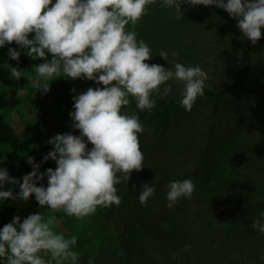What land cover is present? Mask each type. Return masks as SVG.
I'll list each match as a JSON object with an SVG mask.
<instances>
[{
	"label": "clouds",
	"instance_id": "1",
	"mask_svg": "<svg viewBox=\"0 0 264 264\" xmlns=\"http://www.w3.org/2000/svg\"><path fill=\"white\" fill-rule=\"evenodd\" d=\"M153 3L155 0H0V47L15 43L30 58L44 60L33 69L40 91L49 92L50 82L61 75L103 85L73 97L74 111L69 115L72 128L80 135L58 133L48 141L53 150L43 160L55 161V170L41 173L40 165L29 157L32 171L21 183L0 167V189L7 183L20 187L17 195L12 190H0V200L28 201L34 194L41 208L63 211L77 220L94 214L98 207L121 203L116 186L129 182L134 171L144 168L139 134L145 129L137 114L122 112L130 105V97L140 111H151L156 106L153 94L161 95V87L167 85L162 93L167 96L172 91L169 81L183 82L179 104L190 112L198 97L204 95L209 79L199 65L175 62L166 68L146 63L152 59V49L137 39L135 28ZM182 4L223 9L238 20L243 37L253 45L262 38L264 0H163L161 6L174 8L176 18L181 19ZM33 33L34 38L29 39ZM20 56V51L9 49L11 60L18 61ZM159 56L167 61L168 53L161 50ZM2 67L16 79L24 75L17 67ZM45 175L47 188L38 187ZM153 184L142 185V205L154 196ZM167 187L166 206L172 208L181 198L191 199L196 185L184 179ZM260 216L264 217V212ZM54 225V216L40 212L23 221L13 217L0 231V258L6 259V264H79L80 254L73 250L77 236L66 238L54 230ZM251 227L264 234L261 220H254Z\"/></svg>",
	"mask_w": 264,
	"mask_h": 264
},
{
	"label": "trees",
	"instance_id": "2",
	"mask_svg": "<svg viewBox=\"0 0 264 264\" xmlns=\"http://www.w3.org/2000/svg\"><path fill=\"white\" fill-rule=\"evenodd\" d=\"M162 2L163 0H155V3L149 6L147 15L135 28L138 33L137 39H143L152 49V59L146 63L172 68L175 62H179L185 66L199 65L203 71L209 70L207 65H210L214 70L210 79L206 81L204 95L198 97L190 112L179 104L184 85L183 82L178 81L168 82L172 85V91L167 96H162L163 87L167 85L161 87V95L153 94L152 98L156 101V106L151 111H140L135 99L131 97L130 105L122 109L129 110L130 114H137L145 129L139 134V143L144 155V168L139 172L134 171L129 182L116 186L117 194L121 197L116 222L127 227L129 238L134 242L141 241L144 250L156 249L158 253L165 255L167 261H170L172 257L176 258L178 250L175 248L168 252L165 247L167 243L177 245L179 237L183 239L187 236L189 227L199 226L201 222L200 230H206L208 227L211 228L210 215L221 219L224 218V213H227L229 215L226 219L224 221L221 219L222 222L216 224L225 222L224 224L227 223L225 233L234 232L236 236L234 248L241 253L242 257H247L248 262L245 264H264L262 259L264 234L251 227L254 220L264 222V217L260 216V213L264 212V175H257V171L248 174L243 166V163L249 159L247 155H244L246 150L254 154L251 146L255 150L264 147V123L261 124L258 113L250 112L251 105L259 104L256 99L258 96L263 94L260 101H264V55L252 59L248 55L241 57L236 54L238 52L236 47L240 48L243 54H249L252 49L264 47V30H262V38L253 45L251 41L243 37L241 31H235L231 22L237 19H233L229 13L225 15L223 9L219 8L220 11H218L215 6L189 7L187 4H182L183 17L177 19L175 9L162 7ZM215 12L220 14L218 34L221 38L218 36L219 39H217L219 42L224 39L231 42V52L226 51L218 58L213 55L209 57L210 59H206L204 56L199 57L198 46L200 42L204 44L209 39L197 36L199 32L211 27ZM128 27L130 28L131 25ZM226 31H229L227 37L224 34ZM32 38L29 36V39ZM10 48L21 52L18 61L10 59ZM161 50L168 53L167 61L159 56ZM172 53L176 55L173 56ZM4 64L28 68L29 58L26 51L21 50L15 43L0 47V167L6 168L11 178L22 183L23 176L32 171V166L27 162L29 157L34 158L35 163L40 165L41 173H46L49 168L55 170L57 165L52 160L45 162L43 160L45 155H37L33 152L30 138L25 139L5 121V112L13 110L20 104L18 88L24 87L28 79L12 77L10 70L2 67ZM88 87L102 88L103 85L90 81ZM252 87H255L257 95H252L250 91ZM205 104H209L208 116L214 122L219 119L217 122L220 128L219 134L215 133L216 128L214 131L210 129V132L205 135L208 136L207 139L202 138V141L206 143L202 147L203 143L197 141L199 134L188 132L189 137L185 135L183 139L185 137L190 139L188 146L193 151L194 163L189 168L177 167L181 164L171 160L174 159L172 152L175 148L168 146L164 137L173 128L176 129L186 123ZM228 117L234 119L232 121L234 127H231V122L227 125ZM43 125H45L44 119L39 118L35 131ZM223 125H227L225 134L227 141L221 147L217 141L223 136ZM197 143H200V146ZM230 156H237V159L231 160ZM186 164L189 163L183 165ZM184 179H191L196 185L191 199L181 198L172 208H168L166 206L168 184ZM153 182L155 194L146 205H142L139 201L142 185ZM37 186L47 188L46 175L37 183ZM165 188L166 194L163 193ZM233 188L242 189L243 199L236 196L237 193ZM0 190H12L14 195H17L20 187L7 183L4 189ZM242 200L243 203H241ZM48 209L41 208L34 194L28 201L0 200V231L5 225L11 223L15 216H19L23 221L31 214L39 212L45 214ZM213 210H220V213L212 215ZM160 246L164 250H161ZM207 246H209L207 242L202 243L201 248L204 254L198 257L201 259L197 261V264H233L235 251L230 253L232 256L230 257L224 254V248L210 250L208 247V250ZM128 257L129 255L126 258ZM179 263L186 264L184 259L181 261L179 259L177 264ZM0 264H2L1 261Z\"/></svg>",
	"mask_w": 264,
	"mask_h": 264
},
{
	"label": "rangeland",
	"instance_id": "3",
	"mask_svg": "<svg viewBox=\"0 0 264 264\" xmlns=\"http://www.w3.org/2000/svg\"><path fill=\"white\" fill-rule=\"evenodd\" d=\"M53 3H55V0H53ZM217 9L220 11L219 8ZM223 11L226 15L227 12L225 10ZM219 15V12H215L211 27L198 33L199 35L197 37H208L209 39V41H206L204 44H202L203 42L199 43V57L204 56L207 59L214 55L218 58L226 51L231 52V42L227 39H224L222 42L218 40V28H220ZM231 24L234 25L235 31H240L237 27V20L231 22ZM228 33L229 31L224 32L226 37ZM30 36L34 38V33L30 34ZM219 37L221 38V36ZM236 50L238 51L236 54L239 56L244 57L245 55L246 57V55H248L252 59L264 55V47L252 49L249 54H243L238 47H236ZM28 58L29 67L19 68L21 71H24V75L21 79H28L24 87L20 86L18 88L21 102L13 110L5 112V121L14 127L17 133L22 135L25 139L30 138L33 152L37 153V155H47L53 150V145L49 144L48 141L54 135L69 132L73 135H80L78 130L72 128L73 121L69 114L74 111L73 97L85 92L89 88L88 85L90 81L86 79L72 80L71 78L61 75L50 82V91L43 93L34 82L36 76L33 69L40 63H43L44 60H34L29 56ZM51 58V54H48V59L50 60ZM207 66H209V70L205 72L210 79L213 73L212 70L214 69L210 65ZM72 89L76 91L73 92ZM250 91H252V95H257L255 87H252ZM262 96L263 94L256 98L259 104L256 105L255 103L251 105L252 107L250 109V112L253 111L254 113H258L257 116L261 118V124L264 123V101H260ZM208 105L209 104H205V106H202L201 109L195 112L194 116L190 117L186 123L178 127L181 129L173 128L172 131L167 133V136L164 137L165 143L171 146L172 149L175 148L172 152V157L174 159L171 160L181 164L177 167L189 168L190 165L192 166L194 163L193 151L188 146L190 139H186V137H189V135H187L188 132L192 131L196 135L199 134V139L197 138V141L201 144L203 143L201 145L202 147L206 145L202 140L207 139L208 136L205 135L210 132V129L214 131L216 128L215 133L219 134L220 128L217 124L219 119L214 122L213 119L208 116ZM261 106L262 109H260ZM122 112L130 114L129 110H122ZM39 118L44 119L45 125L38 131H35L36 123ZM233 120V118L228 117L227 125L228 122H231V127H234ZM190 121H192L191 124ZM227 125L222 126V129H224L223 136L217 141L218 145L221 147L224 146L227 141L225 139ZM255 126L257 127L256 123ZM185 135L187 136L183 139ZM200 143H197V145L200 146ZM92 147L93 146L88 143V148L91 149ZM251 150H254V154H252L250 150H246L244 153V155H247V158L249 157L247 162L243 163V166L246 168L244 171L248 174L257 171V175H264V147L255 150L254 147L251 146ZM229 158L235 160L237 156H230ZM185 163L189 164L183 165ZM178 172L182 173L179 170ZM233 190L236 191L237 197L243 199L241 195L243 191L241 188H233ZM163 193L166 194V188ZM241 203H243V200ZM119 211L120 204H113L108 207H98L94 214L80 220H77L75 217H69L63 211L53 212L51 209L45 211L46 213L44 215L46 217H55L56 225H54V230L58 233L63 234L66 238H71L73 235L77 236V244L74 246L73 250L80 254L81 259L79 264H88L90 259L93 260V264H177L179 259L180 261L184 259L186 264H197V261L201 259L198 257L204 254L201 248L203 242H207L209 245L207 246L208 250L209 248L210 250H214V248L222 250V248H224L223 252L226 256H230V253L235 251L236 254L233 264H245V262H248L247 257H242L241 253L234 248V246H236V236L234 232L225 233L227 223L224 224L225 222H223L219 225L216 224L222 222L221 219L224 221L229 215L227 213H224V218L222 217L221 219L210 215L211 228H209L206 223L208 229H202L201 231L200 227H202V225H200V222L199 226L189 227L187 236H184L183 239L179 237V240L177 239L178 241L176 242L177 245H170L167 243L165 247H167L168 252H171L175 248L178 250L176 258L172 257L170 261H167L165 255L158 253L156 249L152 251L144 250L141 241L134 242L129 238L127 234L128 231L126 230L127 227H123L122 224L116 222V215ZM219 211L220 210H213L211 214H219ZM192 217L195 218L194 216ZM224 240L226 241L225 243ZM160 249L164 250L162 246H160ZM128 255L129 257L126 258ZM0 261L2 264H6V259L0 258Z\"/></svg>",
	"mask_w": 264,
	"mask_h": 264
}]
</instances>
